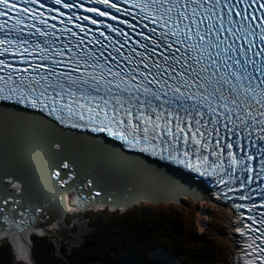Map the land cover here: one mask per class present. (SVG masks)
<instances>
[{
	"label": "snow or ice",
	"instance_id": "snow-or-ice-1",
	"mask_svg": "<svg viewBox=\"0 0 264 264\" xmlns=\"http://www.w3.org/2000/svg\"><path fill=\"white\" fill-rule=\"evenodd\" d=\"M90 2L103 4L116 13L122 12L110 0ZM55 3L61 5L62 0H55ZM18 4L23 6L18 8ZM29 4L44 7L40 0H0V18L7 17L0 19V33H3L0 57L9 51L19 52L22 62L31 65L0 75V99H11L15 95L18 102L27 101L33 107L58 113L62 122L65 112L69 117L78 115L80 120L85 119L86 112L89 123L99 124L94 130H108L132 146L151 145L153 154L159 148L161 155L168 152L171 159L185 164L190 159L187 148L191 147L197 157L203 150L216 157L211 165L214 169L229 170L231 183L236 182L232 177L237 169L241 173L242 187L264 181V0H133L131 6L139 9L141 20L156 27L144 24L150 33L145 34L137 31L136 24L118 20L139 37L134 40L123 28L104 24L103 27L121 39L114 40L105 32H99L109 41L108 45L103 41H90L100 45L99 55L93 51H79L84 37L77 36L70 28L61 29V36L54 31H45L54 29L55 25L47 24L43 12L33 16L35 9L26 7ZM62 6L71 9L75 4L63 3ZM84 10L117 20L109 12L94 8ZM123 14L136 17L127 10H123ZM29 17L33 21L30 24L26 23ZM68 19L71 23L73 18ZM83 19L98 24L97 20L87 16ZM9 21H12L10 26ZM157 27L161 29L159 32ZM80 31L87 35L91 29L86 32L80 27ZM65 32L76 40L64 36ZM56 40H60L62 47L55 44ZM65 53L69 54L66 59L54 58L64 57ZM37 57L41 63H32ZM109 60L120 70L109 66ZM81 61L86 71L89 68L93 71L73 76L72 72L78 70ZM122 61L131 67L125 70ZM69 64L73 65L70 71L58 70V65L68 68ZM9 67L0 59V70ZM14 73L24 74L14 77ZM138 76L141 79L138 80ZM102 88L103 95L100 94ZM181 110L187 114L185 118L179 115ZM205 115L210 119L205 121ZM71 126L78 125L73 123ZM254 130L256 136L252 139ZM181 141L185 148L183 152L179 147ZM54 147L59 149L60 145ZM225 151L227 165L224 164ZM203 160L207 162L208 156H203ZM61 167L70 168L71 165L63 162ZM6 182L14 183L10 178ZM88 183L92 184V181ZM259 191L264 198V187ZM239 199L253 198L242 194ZM0 203H7V200ZM234 207L240 209L244 205ZM256 207L253 202L247 211L253 213ZM260 207L264 208V204ZM258 215L259 220L254 215L247 219L251 225L259 227L244 224L240 234L245 235L244 229L261 232V236L249 237L252 241L249 248L252 252L258 250L260 264H264V240L261 239L264 237V212ZM257 240L261 242L257 244ZM245 264H255V259L247 260Z\"/></svg>",
	"mask_w": 264,
	"mask_h": 264
},
{
	"label": "bare ground",
	"instance_id": "bare-ground-1",
	"mask_svg": "<svg viewBox=\"0 0 264 264\" xmlns=\"http://www.w3.org/2000/svg\"><path fill=\"white\" fill-rule=\"evenodd\" d=\"M56 144L60 145L59 149L54 147ZM115 144L82 134L67 123H60L31 111L19 113L0 108V186L8 187L6 181L9 178L14 183L20 182L22 178L34 180L35 184L25 186V189L28 187L35 190L37 187V191L45 192V198L54 203L53 222L45 228L44 234L54 233L58 229L54 224L61 222V218L56 216V210L60 209L62 199L64 206L61 208L65 212H70V209L72 213L76 211L75 206L71 207L65 202L66 198L62 197L61 191H56L61 185L56 183L59 178L63 183L69 177L75 188L87 194H91L92 187L98 188L89 196L91 202L95 197L98 201L106 200L116 204L132 201L129 203L131 204L146 198H177L179 201L190 199L194 202L204 200H194L207 193L195 189L191 184L193 181L184 178L173 168L152 159L140 158ZM63 162L71 165L70 168L62 167L67 174L61 171L60 175H55L56 168L61 167ZM89 180L92 184L88 183ZM1 194L8 196L7 193ZM205 200L213 202L211 193L206 195ZM171 202L174 201L170 200L169 203ZM213 203L225 211L230 233L228 242L232 248L229 264H240L239 240L234 223L236 216L231 209ZM68 214L64 215L65 219ZM31 232L40 235L38 231L32 230L23 237L13 233L6 234L14 245L17 259L25 264H35L31 251ZM58 233L64 239L68 231L58 230ZM4 237L0 234V244Z\"/></svg>",
	"mask_w": 264,
	"mask_h": 264
},
{
	"label": "trees",
	"instance_id": "trees-1",
	"mask_svg": "<svg viewBox=\"0 0 264 264\" xmlns=\"http://www.w3.org/2000/svg\"><path fill=\"white\" fill-rule=\"evenodd\" d=\"M195 214L196 207L183 210L157 209L135 206L124 213L109 211L88 215L91 234L82 247L74 252L68 247L58 256L56 238L34 237L43 244L39 255L33 246L35 264H225L227 258L220 246H210L208 237L198 236L201 228ZM71 224L70 220L67 222ZM0 264H19L13 246L7 242L0 246Z\"/></svg>",
	"mask_w": 264,
	"mask_h": 264
},
{
	"label": "rangeland",
	"instance_id": "rangeland-1",
	"mask_svg": "<svg viewBox=\"0 0 264 264\" xmlns=\"http://www.w3.org/2000/svg\"><path fill=\"white\" fill-rule=\"evenodd\" d=\"M142 206H149V207H153V208H157V209H166L168 210L169 208L173 209V210H183L184 208L186 209L187 206H193L196 207L199 212L201 213V216L198 217L195 214V218L196 220L201 223V228L197 229V235L202 237L207 235L206 237H208V240L210 242V246L216 247L217 245L221 247L222 250L225 251L226 253V259H225V264H229L230 260H231V255H232V248H231V244L228 242V237L230 236L229 230L227 228V221L225 220V211L222 207L217 206L216 204H214L213 202H210L208 200H202L200 202H194L193 200L190 199H183L180 201V203L174 204V203H162L159 202L157 204L155 203H149V202H143L142 204H140ZM139 206V205H137ZM107 212V211H105ZM101 213V212H99ZM91 214V212L87 213V214H75L74 216H67V221L70 220L71 225L73 226V228H71L72 232L75 230H78V227L81 225L82 228L84 229L87 225V227L89 226L91 228V231L87 232L85 235L82 236V243L78 246H74L71 248V257L73 258L74 252L77 251L80 247H82L84 240L91 234L92 232V227L90 225V222L88 221V215ZM224 217V218H223ZM85 219V220H84ZM85 221V222H84ZM56 225V226H55ZM60 225V226H58ZM54 224V227H57L58 229L55 231L54 234L51 235H45L44 237L46 238H55L53 241L55 242L56 245V253L58 256L62 257V253L63 250L66 247H69V241L73 240L72 235L70 233H67L66 238H62L61 234L58 233V230L61 231H67L66 226L63 225L62 223L60 224ZM225 226V227H224ZM31 234H33V232H31ZM58 234V235H55ZM3 235V234H2ZM42 237V236H37L34 234V236L32 237V258H33V246H37L36 250L37 253L40 255L43 251V244L41 242L35 241V244L33 243V238L34 237ZM70 237V240H69ZM3 241V240H2ZM60 241V243H59ZM9 242V240H5L3 242H1L2 244ZM10 243V242H9ZM11 244V243H10ZM14 253L16 255V261L19 264H25L23 261H19L17 259V253L15 252L14 249ZM34 260V258H33ZM186 260L181 259L177 264H186Z\"/></svg>",
	"mask_w": 264,
	"mask_h": 264
},
{
	"label": "water",
	"instance_id": "water-1",
	"mask_svg": "<svg viewBox=\"0 0 264 264\" xmlns=\"http://www.w3.org/2000/svg\"><path fill=\"white\" fill-rule=\"evenodd\" d=\"M3 110H8V111H13V112H19V113H24V112H21V111H15V109H6V108H4L3 107ZM95 138H98V139H102V140H105L106 142H110V143H112L113 141H111V140H108V139H103V138H100V137H95ZM114 143V142H113ZM115 144V143H114ZM116 145V144H115ZM117 146V145H116ZM141 158V157H140ZM144 159H147V158H144ZM162 164V163H161ZM164 165V164H163ZM166 166H168V165H166ZM170 167V166H169ZM170 168H172V167H170ZM58 170V168H56V171ZM174 170H176L178 173H180L184 178H186V179H189L190 181H192L191 179V177L187 174V173H185L184 171H182V170H180V169H174ZM64 173H66L67 174V172H64ZM58 178H59V176H58ZM59 179H61V178H59ZM67 179V178H66ZM192 184V183H191ZM195 185V184H194ZM164 201V202H162V203H169V201L170 200H173L174 202H172V203H175V204H177V198L176 199H170V198H168V199H166V200H164V199H159V198H157V199H153V198H151V199H142L141 201H138V203H141V202H150V203H155V204H157V203H159V202H161V201ZM44 209H46L47 211L49 210V209H47L45 206H44ZM124 209H128V206H125L124 207ZM51 216H53V213L51 214ZM51 218V217H50ZM47 224H48V222H47ZM50 224V223H49ZM83 226V225H82ZM82 226H81V230L78 232V234L76 235V236H74V238H73V240H70L69 241V247H68V251L69 252H71V248L72 247H74V246H78V245H80L81 243H82V241H83V239H82V236L83 235H85L87 232H89V231H91V229H89V228H87V225H85L86 227L83 229L82 228ZM45 228L46 227H41V228H39V230H38V232H39V234L42 236V235H51V234H54V233H45L44 234V232L43 231H45ZM55 242L56 241H53V243L55 244ZM59 243H60V241H59ZM33 262H34V260H33Z\"/></svg>",
	"mask_w": 264,
	"mask_h": 264
},
{
	"label": "clouds",
	"instance_id": "clouds-1",
	"mask_svg": "<svg viewBox=\"0 0 264 264\" xmlns=\"http://www.w3.org/2000/svg\"><path fill=\"white\" fill-rule=\"evenodd\" d=\"M143 202H141L140 204H142ZM150 203V202H149ZM177 203H180V201L179 202H177ZM140 204H137V205H140ZM175 204V203H174ZM137 205H135V206H137ZM135 206H133V207H135ZM133 207H130V208H128L127 210H129V209H131V208H133ZM127 210H125V211H119V210H117V211H115V212H111V213H116V212H121V213H124V212H126ZM104 211H108V210H104ZM101 212H103V211H101ZM110 212V211H109ZM95 213H99V212H95ZM68 221H67V218H66V223H67ZM67 225H69V226H72L71 224H68L67 223ZM89 227V226H88ZM90 228V227H89ZM91 229V228H90ZM76 235L78 234V232H79V230H77V231H73ZM36 235V234H35ZM46 235V234H45ZM45 235H42V236H45ZM32 237L34 236V234L33 235H31ZM37 236H41V235H37ZM70 238V237H69ZM72 238H74V236H72ZM10 243H11V245L13 246V249H14V245H13V243L11 242V241H9ZM2 244V243H1ZM1 246V245H0Z\"/></svg>",
	"mask_w": 264,
	"mask_h": 264
}]
</instances>
